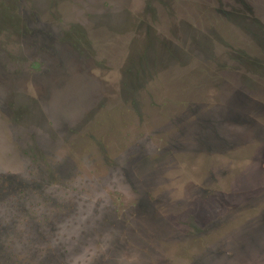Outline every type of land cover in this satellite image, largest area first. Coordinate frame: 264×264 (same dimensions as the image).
<instances>
[{"label":"rangeland","instance_id":"1","mask_svg":"<svg viewBox=\"0 0 264 264\" xmlns=\"http://www.w3.org/2000/svg\"><path fill=\"white\" fill-rule=\"evenodd\" d=\"M7 1L0 0V9ZM187 22L189 25L180 22L183 29L174 32L171 52L174 49L181 54L179 68H191L199 78L193 82V95L207 98L208 93L215 97L218 108L213 115L217 120L207 121H218L223 133H218L214 123H201L204 117L197 105L192 108L193 120L188 121L191 128L197 127L191 130L192 139L186 146L183 140L175 139L184 147L178 153L182 171H174V183L168 188L181 200H189L188 205L174 200L168 189L156 197L150 183L153 178L143 183L141 162L153 160V156L131 148L139 144L140 150L151 153L159 144L170 149V142L150 135L151 121L142 109H126L137 92H120L115 104L97 108V131L88 141L93 152L84 151L73 162H62L46 150L67 140H54L47 147L45 141L13 136L21 142L15 146L19 149V171L6 173L0 167V264H264V206L258 207L256 215L250 208L254 189H230L218 183V190L206 179L208 171L212 179L238 182V186L250 183V159L242 160V164L235 160L223 162L216 152L232 156L264 151V60L245 50L238 56L239 47L230 49L227 42L232 30L237 36L235 44L240 41L250 45L254 35L251 21H226L228 24L224 22L219 28L215 24L205 26L195 18ZM185 52L189 53L186 57H190V65L185 63ZM214 58L218 61L208 65ZM202 70L205 73L201 74ZM201 87L200 93L197 88ZM46 93L48 105L42 104L43 111L48 126L58 134L61 126L71 125L65 119L69 115L72 119L70 100L74 97L69 101L65 97L62 106L57 89ZM160 93L163 98L168 94L163 90ZM79 95L82 99V88ZM119 105L129 111L128 117L122 115L125 109L120 112ZM110 109L115 113L109 122L104 111L110 115ZM86 110L80 109L81 116ZM0 112L9 129L16 132L13 112L2 99ZM24 130L21 132H31ZM111 131L120 134L111 140L106 136ZM199 152H215L216 166L210 161L202 168L200 163L195 164ZM166 158L160 157L159 162L172 166L174 163ZM219 192L224 196L217 199ZM246 205L248 211H240ZM233 217L240 218L244 226L237 227V221L231 220L221 230L223 219Z\"/></svg>","mask_w":264,"mask_h":264},{"label":"flooded vegetation","instance_id":"2","mask_svg":"<svg viewBox=\"0 0 264 264\" xmlns=\"http://www.w3.org/2000/svg\"><path fill=\"white\" fill-rule=\"evenodd\" d=\"M4 4L6 6L0 9V99L13 112L12 124L16 130L12 132L9 129L0 112V167L6 173L19 171V149L15 148L17 142L21 144L19 137L45 141L43 145L47 147L54 140H67L46 149L52 157H60L62 162H73L84 151L93 152L88 141L95 137L94 132L97 131L94 122L97 108L115 104L120 92H137L136 99L130 101L126 109L135 106L142 109L148 117L146 119L151 121L148 126L152 130L150 135L170 142V149H164L159 144L151 153L146 149L140 150L139 144L131 148L134 152L143 151L153 156V160L141 162L144 168L141 178L143 183H149L153 178L154 181L150 180L152 191L156 197L161 196L159 192L163 189L169 192L168 187L174 183V171L181 170L178 153L184 147L176 140H183L186 146L194 135L191 130L197 128H191L192 124L188 122L193 120L192 108L200 105L198 107L204 117L201 123H214L218 133H222L218 121H207L209 118L217 120L213 115L217 114L215 109L218 108L215 97L208 93L207 98L201 94L199 97L193 95V82L199 78H195L191 68H179L181 54L174 49L171 52L170 41L174 32L183 29L179 23L186 21L189 25L187 21L195 18L196 21H203L205 26L215 24L219 28L226 21H251L254 35L250 45L240 41L235 44L237 36L232 30L231 37L226 34L227 42L231 44L230 49L239 47L238 56L243 55L245 50L264 60V0H8ZM246 11L248 15H245ZM128 23L130 26H127ZM188 54L184 53L186 65L190 63V57H186ZM216 61L218 59L214 58L212 63H207L212 65ZM203 66L209 69L206 64ZM203 73L205 71L202 70ZM81 88L84 91L82 99L79 95ZM56 89L62 106L65 97L67 101L74 97L70 100L73 101L72 119L70 115L65 119L71 125L61 126L58 130L60 137L48 126L49 120L42 105H48L46 92ZM197 89L203 92V87ZM161 90L168 93L166 98L162 97ZM192 100L199 102L194 104ZM82 108L87 109L83 114L87 113L85 118L81 116ZM118 108L120 112L125 109L122 105ZM126 109L122 115H128ZM104 112L105 119L112 121V113L115 112L112 110L110 115L107 110ZM25 128L31 132H21ZM119 134L111 131L106 136L113 140ZM139 134L144 135V132L139 131ZM14 135L19 136L17 141ZM216 153L223 162L235 160L242 164V160L250 159L251 169L247 173L251 180L238 186V182L212 179L207 171V183H213L218 190V183L230 189L233 186L240 190L254 189L250 208L254 214L258 212V207L264 206V169L261 168L264 151L232 156ZM214 154L199 152L195 155V164L200 163L202 168L210 161L216 166ZM162 156H167L166 159L174 164H161L159 158ZM169 193L174 200L180 199ZM219 193L217 199L224 196ZM181 201L189 203V200ZM223 220L221 230H225L231 220L241 223L237 217Z\"/></svg>","mask_w":264,"mask_h":264},{"label":"trees","instance_id":"3","mask_svg":"<svg viewBox=\"0 0 264 264\" xmlns=\"http://www.w3.org/2000/svg\"><path fill=\"white\" fill-rule=\"evenodd\" d=\"M247 208H248V207H247V205H246L245 208H240V209L245 211V210H247ZM246 214H247V213H246ZM247 216L249 217V215H247ZM247 216L245 217V218H246L245 221H248V220H249ZM242 222H243V221H241V223H242ZM241 223L237 222V223H236V226H237V227L244 226V225L241 224Z\"/></svg>","mask_w":264,"mask_h":264}]
</instances>
